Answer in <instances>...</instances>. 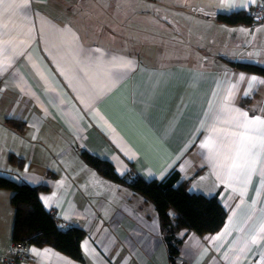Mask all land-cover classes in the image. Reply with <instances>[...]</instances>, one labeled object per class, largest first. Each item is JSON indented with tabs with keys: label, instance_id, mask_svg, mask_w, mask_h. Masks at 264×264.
<instances>
[{
	"label": "crops",
	"instance_id": "0c3cea01",
	"mask_svg": "<svg viewBox=\"0 0 264 264\" xmlns=\"http://www.w3.org/2000/svg\"><path fill=\"white\" fill-rule=\"evenodd\" d=\"M229 2L0 0V165L22 159L18 181L47 186V210L86 233L85 262L31 246L26 264H264V126L249 123L264 120V77L231 66L264 67V25L221 23L259 0ZM81 151L121 177L179 171L190 192L219 197L225 226L181 230L172 263L154 205ZM11 197L0 190V264Z\"/></svg>",
	"mask_w": 264,
	"mask_h": 264
},
{
	"label": "trees",
	"instance_id": "16d2710c",
	"mask_svg": "<svg viewBox=\"0 0 264 264\" xmlns=\"http://www.w3.org/2000/svg\"><path fill=\"white\" fill-rule=\"evenodd\" d=\"M218 20L229 26H250L254 23L246 12L220 15ZM231 66L264 77V67L261 65L231 62ZM9 124L18 132H21L25 125L16 120H10ZM81 157L101 176L116 183L127 184L135 194L154 205L172 263H176L180 258L182 241L178 238V233L181 230L188 229L205 236L220 232L226 224L227 211L220 203L219 197L190 192L188 181L177 170H172L162 179L147 181L137 176L132 182H127L125 176H119L109 161L87 151H81ZM10 161L20 168L23 167V160L15 155L10 157ZM0 190L12 192L10 202L15 209L13 242H23L39 248L48 246L76 261L85 262L82 241L86 233L74 226L64 229L65 224L47 210L41 200V194L49 190L47 186H32L0 175ZM171 211L175 212V218L172 217Z\"/></svg>",
	"mask_w": 264,
	"mask_h": 264
},
{
	"label": "built area",
	"instance_id": "2783aa9c",
	"mask_svg": "<svg viewBox=\"0 0 264 264\" xmlns=\"http://www.w3.org/2000/svg\"><path fill=\"white\" fill-rule=\"evenodd\" d=\"M248 14L254 22L264 25V0H259L256 6L249 9ZM125 178L127 182H132L137 178V175L133 171H129ZM53 214L56 215V213ZM64 229H69V226L65 224ZM30 248L31 246L26 243L13 242L9 254L2 258L1 264H26L30 259Z\"/></svg>",
	"mask_w": 264,
	"mask_h": 264
},
{
	"label": "rangeland",
	"instance_id": "374dc122",
	"mask_svg": "<svg viewBox=\"0 0 264 264\" xmlns=\"http://www.w3.org/2000/svg\"><path fill=\"white\" fill-rule=\"evenodd\" d=\"M249 11V10H248ZM248 11H247V14H248ZM249 15V14H248ZM252 18V17H251ZM263 59H264V56H263ZM241 62V61H240ZM261 65V64H259ZM262 66V65H261ZM10 160V159H9ZM1 170H0V175H6L7 177L13 179V180H17L18 181V176L16 174H14L13 172H11L12 170H16L11 161L9 163L8 161V155L7 153L5 152L4 155H3V159L1 161ZM8 191V190H6ZM55 213V212H54Z\"/></svg>",
	"mask_w": 264,
	"mask_h": 264
},
{
	"label": "snow or ice",
	"instance_id": "6c2138e0",
	"mask_svg": "<svg viewBox=\"0 0 264 264\" xmlns=\"http://www.w3.org/2000/svg\"><path fill=\"white\" fill-rule=\"evenodd\" d=\"M246 5L245 4H242V3H236L234 2V0H230V2L226 5L227 9L228 10H233V9H237V8H242V7H245ZM244 77L241 76V79H243ZM251 79L253 81H255L257 78L256 77H251ZM261 83H264V81H261ZM246 115V113H245ZM249 123H258L260 124L261 126H264V120H261L259 117L255 118V120L253 121H249ZM205 145H201V147H204ZM233 167H237V165L234 163L233 164ZM42 199H45V198H42ZM255 242V241H253ZM33 252H35V249L32 250Z\"/></svg>",
	"mask_w": 264,
	"mask_h": 264
},
{
	"label": "water",
	"instance_id": "95a60500",
	"mask_svg": "<svg viewBox=\"0 0 264 264\" xmlns=\"http://www.w3.org/2000/svg\"><path fill=\"white\" fill-rule=\"evenodd\" d=\"M179 264H181V261H179Z\"/></svg>",
	"mask_w": 264,
	"mask_h": 264
}]
</instances>
